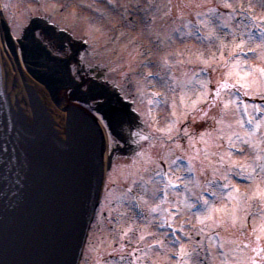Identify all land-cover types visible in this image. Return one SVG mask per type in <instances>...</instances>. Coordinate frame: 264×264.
Segmentation results:
<instances>
[{
	"label": "rangeland",
	"instance_id": "rangeland-1",
	"mask_svg": "<svg viewBox=\"0 0 264 264\" xmlns=\"http://www.w3.org/2000/svg\"><path fill=\"white\" fill-rule=\"evenodd\" d=\"M135 1L113 0L115 6L105 8L95 0L96 22L92 26L84 18L86 15L82 17L81 12L86 8L79 9L83 18L80 28H90L93 34L89 42L95 51V62L111 66L113 78L121 79L127 85L131 83L128 91L146 94L153 91L159 104L154 113L161 116L158 120L154 115V120H149L147 125L151 136L149 149L143 151L141 146L139 153L128 162L119 157L115 159L107 175L103 205L98 211L100 216L87 240L81 264H91L89 256L93 242L100 253L113 246L111 239L104 236L109 235V231L104 230L103 224L100 226L101 213L109 206L110 199H123V192L129 188L127 182L134 186L140 177L139 184H144L145 180L164 174L165 168L166 179L176 183L190 180L189 193L195 202L206 207L211 204L207 219L203 217V208L193 214L194 223L202 220L207 228V254L199 250L196 257L209 258V264H249V256H261L263 260L264 250L260 246H264V195H261L264 193V167L261 164L264 159L259 160L264 157V0H140L146 4L140 7ZM3 2L5 4V0ZM214 4L218 8L212 7ZM123 11L127 13L126 18L135 11L143 13V24L139 25L143 34L141 41L136 37L137 29L125 24L120 15ZM216 17L220 22L217 27L212 26ZM240 18H249L250 28L256 27L257 32L250 38L244 39L248 35L241 29L244 22ZM101 19H104L103 23L99 21ZM198 27H202L204 37L197 34ZM186 33L188 38L183 41ZM238 36L242 38L240 41ZM176 37L175 42H170ZM153 38L160 43L161 51L151 41ZM170 45H175V51L168 47ZM152 49L154 51L150 52ZM146 50L148 55L143 54ZM244 51L251 53L245 57L240 54ZM189 66L193 67L187 73ZM157 72L160 78L145 81L143 75ZM218 80L223 84L216 89ZM246 112L251 118L254 112L262 113L256 133L251 137H248L250 133L241 118V113L245 116ZM189 114L190 128L187 129L182 124ZM218 125L222 128L218 129ZM181 132L188 139L186 149L189 148V153L181 147L182 137L181 146L177 144L176 151L170 149L172 137ZM237 149L241 155L235 152ZM151 152L165 161L148 164ZM249 161H252L251 165L246 166ZM232 167L240 177L245 173L252 181L237 184L230 175L234 171ZM127 177L134 180H126ZM115 180L121 182L117 184ZM155 189L150 190L151 193ZM234 193L242 194L246 199L236 198ZM147 201L149 206L155 205L153 199ZM249 210L255 211L256 218L249 217L247 221ZM233 218L239 223L234 224ZM241 219H244L243 223ZM232 228L238 229L234 235ZM251 232L263 233L261 237L254 234L261 241L257 249H252L254 237H249ZM216 239L218 244L213 246ZM242 240L251 242V249ZM260 252L263 255H259ZM193 260L198 261V258Z\"/></svg>",
	"mask_w": 264,
	"mask_h": 264
},
{
	"label": "water",
	"instance_id": "water-1",
	"mask_svg": "<svg viewBox=\"0 0 264 264\" xmlns=\"http://www.w3.org/2000/svg\"><path fill=\"white\" fill-rule=\"evenodd\" d=\"M31 104L35 135L10 118L0 89V264H74L100 186L98 134L75 110L67 140L54 137Z\"/></svg>",
	"mask_w": 264,
	"mask_h": 264
},
{
	"label": "flooded vegetation",
	"instance_id": "flooded-vegetation-1",
	"mask_svg": "<svg viewBox=\"0 0 264 264\" xmlns=\"http://www.w3.org/2000/svg\"><path fill=\"white\" fill-rule=\"evenodd\" d=\"M80 8H84L80 0H14L12 22L15 31L24 40V53L28 56H41L49 72L62 70V84L74 83L80 98H84L82 90L87 88L93 96L110 100L115 95L102 84L103 76H95L92 69L81 64V54L91 57L94 52L80 38V14H90L86 10L80 13ZM82 35L85 39L87 34L83 31ZM165 216L169 219V212H165ZM144 231V228H137L131 234L133 240L128 242L126 239L125 247L120 244L109 250L110 258L121 261V264H125L128 257L130 259L127 264H152L150 257L144 259L139 255L142 250L138 247L142 245V240L138 237ZM129 249L133 254L130 255Z\"/></svg>",
	"mask_w": 264,
	"mask_h": 264
},
{
	"label": "snow or ice",
	"instance_id": "snow-or-ice-1",
	"mask_svg": "<svg viewBox=\"0 0 264 264\" xmlns=\"http://www.w3.org/2000/svg\"><path fill=\"white\" fill-rule=\"evenodd\" d=\"M261 195H264V193H262Z\"/></svg>",
	"mask_w": 264,
	"mask_h": 264
}]
</instances>
